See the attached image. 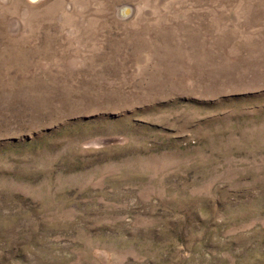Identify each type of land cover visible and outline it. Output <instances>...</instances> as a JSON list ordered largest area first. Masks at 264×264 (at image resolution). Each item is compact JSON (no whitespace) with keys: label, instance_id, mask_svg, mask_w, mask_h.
I'll list each match as a JSON object with an SVG mask.
<instances>
[{"label":"rangeland","instance_id":"rangeland-1","mask_svg":"<svg viewBox=\"0 0 264 264\" xmlns=\"http://www.w3.org/2000/svg\"><path fill=\"white\" fill-rule=\"evenodd\" d=\"M0 264H264V0H0Z\"/></svg>","mask_w":264,"mask_h":264},{"label":"water","instance_id":"water-1","mask_svg":"<svg viewBox=\"0 0 264 264\" xmlns=\"http://www.w3.org/2000/svg\"><path fill=\"white\" fill-rule=\"evenodd\" d=\"M34 1V0H33Z\"/></svg>","mask_w":264,"mask_h":264}]
</instances>
